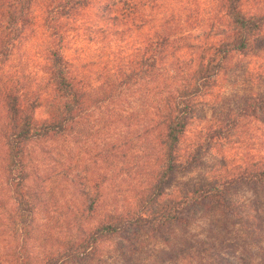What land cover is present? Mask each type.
<instances>
[{"label": "rangeland", "instance_id": "374dc122", "mask_svg": "<svg viewBox=\"0 0 264 264\" xmlns=\"http://www.w3.org/2000/svg\"><path fill=\"white\" fill-rule=\"evenodd\" d=\"M48 1L34 0L28 29L9 62L0 68V79L7 77V81L22 89L41 86L45 96L51 93L47 75L51 39L45 27ZM217 1H88L75 16L68 13L62 19L66 36L63 54L72 74L87 85L90 100L104 96L109 82H121L120 70H129L138 50L144 48V41L155 32L164 31L166 18L176 22L168 27L175 32L174 37L182 38L179 45L194 47L196 54L199 45L214 41L209 25ZM251 5L246 6V11H258L257 6ZM126 7H131L132 19L117 25L114 17ZM261 7L264 10V3ZM196 19L204 23L195 26ZM256 48L248 55L233 56L208 95L201 99L180 144L182 159L194 152L210 129L216 128L225 113L238 107L245 96L264 94V51ZM171 63L166 65L170 72H158L149 82L134 86L124 83L113 98L90 104L74 134L30 144L29 183L42 196V203L27 243L14 230L13 194L4 173V124L0 123V264H24L26 258L32 264H44L50 253L69 241L81 240L86 232L105 221L114 212L115 204L127 212L137 208L140 197L156 182L164 167L158 108L168 90L181 82L175 78L177 69ZM165 80L171 87L161 93ZM50 116L47 105L35 113L40 122ZM243 126L231 142L218 141L219 145L202 151L200 163L192 170L174 174L161 206L196 184L225 178L230 172L236 175L246 165L264 162V116L248 118ZM233 201L236 206L252 204L256 211L247 225L254 228L260 223L264 230L262 191L255 186L244 187ZM94 204L97 209L91 218L87 210ZM244 226L236 215L227 218L207 208L191 228L177 229L167 242L147 230L132 237L141 244L135 249L125 240L112 238L102 244L97 256L80 264H264V235H251Z\"/></svg>", "mask_w": 264, "mask_h": 264}, {"label": "trees", "instance_id": "16d2710c", "mask_svg": "<svg viewBox=\"0 0 264 264\" xmlns=\"http://www.w3.org/2000/svg\"><path fill=\"white\" fill-rule=\"evenodd\" d=\"M88 1L91 0H49L46 5L45 27L51 39L47 72L51 88L49 95L45 96L41 86L35 90L22 89L18 84L7 81V77L0 79V123L4 124L1 134L6 141L4 173L13 194L14 230L27 243L32 236L35 214L42 203V196L29 183L30 144L74 134L80 119L86 118L90 104L113 98L119 86L122 87L124 83L134 86L149 82L158 72L161 75L170 72V66L166 65H170L172 61V66L177 69L175 78L181 79V82L170 90L169 80H165L160 90L162 93L169 89L168 96L162 98L158 108L163 130L160 140L164 149V167L156 182L148 186V191L140 197L135 210L127 212L119 204H115L114 212L105 221L86 232L81 240L69 241L62 249L50 253L43 260L44 264H80L88 261L98 255L105 241L112 238L125 240L135 249L141 247V244L132 237L146 230L167 242L175 236L177 229L185 231L191 228L198 215L207 208L227 218L236 215L242 218L244 230L250 231L251 235L263 236L264 230L259 226L260 223L254 228L249 226V218L256 208L252 204L236 206L233 201V197L244 187L255 186L264 196L262 160L246 165L239 174L230 172L225 178L218 177L196 184L179 193L180 195H174L169 204L161 206V202L165 199L168 184L174 174L192 170L201 161L200 153L219 145L218 141L231 142L235 139L239 130L245 128L243 123L248 118L260 119L264 116V94L245 96L238 107L225 113L224 119L216 128L210 129L204 142L186 159H182L181 141L201 99L208 95L207 91L212 89L229 60L237 54L248 55L256 47L259 52L264 51V10L261 7L264 0H218L213 22L209 25L216 39L199 45L196 48L197 54L194 47L179 45L182 38L174 37L175 32L168 27L171 23L174 26L176 22L166 18L163 21L164 31L155 32L151 38L148 37L144 41V48L138 50L131 61L129 70H120L123 75L121 82L118 79L109 82L108 91L103 90L104 96L97 95L91 100L87 85L83 79L72 74L71 66L63 54L66 36L62 25L66 14L72 13L75 16V12ZM249 4L257 6L258 11H246ZM33 5L34 0H0V68L9 62L28 29ZM132 12L131 7L123 8L114 17L117 25L131 20L134 14ZM202 23L204 22L199 19L195 20V26H201ZM222 27H225L224 30H219ZM189 51L191 53L187 58ZM163 67L165 69H161ZM46 105L51 116L40 122L35 113ZM95 204L87 210L91 218L97 209ZM258 217L259 212L256 218ZM200 263L203 264L201 261ZM24 264L32 263L26 258Z\"/></svg>", "mask_w": 264, "mask_h": 264}]
</instances>
